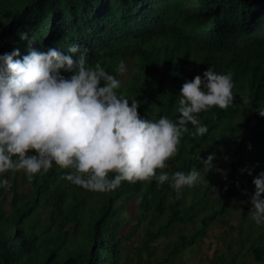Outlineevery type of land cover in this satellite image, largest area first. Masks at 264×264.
<instances>
[{
  "label": "trees",
  "instance_id": "1",
  "mask_svg": "<svg viewBox=\"0 0 264 264\" xmlns=\"http://www.w3.org/2000/svg\"><path fill=\"white\" fill-rule=\"evenodd\" d=\"M18 30L28 31L37 51L55 47L67 53L77 44L87 50L89 65L99 62L119 80V63L134 60L131 79L117 95L137 100L144 119H177L185 81L203 78L208 67L217 74L231 72L233 104L198 114L208 132L192 137L194 128L188 124L189 133L171 158L174 167L163 171H202V161L216 157L232 134L236 140L227 156L221 195H214L211 184L202 191L195 185L193 191L184 187L177 193L169 182L161 185L155 179L92 192L61 179L70 170L55 163L31 182L23 172L0 174V180H8L0 186V264H184L178 259L189 256L213 224L243 233L242 224L231 225L226 217L251 182L246 153L264 142V117L256 111L264 108V0H0V55L15 49L20 59L27 54L28 42ZM130 202L137 205L138 223L123 233L120 215ZM194 220L198 224L192 232H179L159 255L158 244L174 226ZM143 222L137 244L132 242V260L131 233ZM260 227L252 239L257 227L249 223L235 253L231 242L226 244L228 264L236 263L241 246L250 240L243 256L264 259V224ZM223 257L217 253L210 264H227Z\"/></svg>",
  "mask_w": 264,
  "mask_h": 264
},
{
  "label": "clouds",
  "instance_id": "2",
  "mask_svg": "<svg viewBox=\"0 0 264 264\" xmlns=\"http://www.w3.org/2000/svg\"><path fill=\"white\" fill-rule=\"evenodd\" d=\"M18 35L28 42L27 54L20 59L15 49L0 55V174L23 172L31 182L55 163L70 170L61 179L100 193L114 191L122 182L152 179L161 185L169 182L180 193L202 179L195 168L188 173L163 170L189 133L188 124L194 128L192 137L208 132L198 114L213 107L227 110L233 104L231 72L217 74L208 67L203 78L185 81L177 119H144L137 100L117 95L121 81L116 76L99 62L88 64L86 49L71 44L67 53L55 47L37 51L27 30H18ZM116 72L120 76L127 72L123 61ZM256 111L264 117V108ZM214 159L213 154L202 161L207 172L214 168ZM253 184L249 214L261 225L264 172ZM7 185V179L0 180V186Z\"/></svg>",
  "mask_w": 264,
  "mask_h": 264
},
{
  "label": "rangeland",
  "instance_id": "3",
  "mask_svg": "<svg viewBox=\"0 0 264 264\" xmlns=\"http://www.w3.org/2000/svg\"><path fill=\"white\" fill-rule=\"evenodd\" d=\"M126 67H127V72L123 75L120 76V81H121V87L120 89L125 88L126 86V81H129L131 79V70L135 69V62L134 60H127L124 61ZM169 119L173 120V116H171ZM236 140V135L232 134L230 136V139L227 142L222 143L223 149L219 150L218 149V154L215 157V159L212 161L214 168L207 172L205 169L202 171H198L201 174L202 179L196 183L197 187L200 189V191L204 190L209 184L212 185L214 195H221L222 188H223V181L226 180L227 178V156L229 153V150L231 149V146L234 145V141ZM217 145H221L220 141H217ZM246 159H247V170L248 173L251 172L250 175V185L249 188L243 189L239 195V197L235 200V203L233 204V208L230 210L229 215H227L226 219L229 220L231 225L239 226L242 224V234L238 233V230L235 231H230L228 228L229 226H222L220 222H217L210 226L209 230L207 231V235L202 237L198 243L194 246L193 251L189 253V256L186 255L183 258L181 257L178 259L180 262L183 261L184 264H210L212 258L217 254H224L225 262L230 261L231 255L228 251V248L226 244L228 242H231L232 249L234 253L238 250L240 247L239 244V238H244L245 236V231L247 226L249 225L250 222L253 220L250 217V210H251V204L250 200L251 197L255 193V186L253 184V179L256 178L261 172H264V142L258 145H255L252 149H250L246 153ZM261 157V158H260ZM167 167L173 168L174 167V162L170 159L167 161ZM249 176V175H248ZM212 180V181H211ZM194 190V187H191V191ZM191 197L192 194L190 193L187 197L188 202H191ZM214 198V197H213ZM220 198V197H218ZM264 199V197H262ZM6 209H9V204H6L5 206ZM246 208V209H245ZM246 210V213L244 214V211ZM137 205L128 204L127 208H125L121 215L123 221L121 220L120 217H118L121 220V232L127 233L129 231H132V227L136 226L138 223L137 220ZM198 224V220H194L191 223L188 224H176L174 228L170 231V235L167 236L165 239L161 240L160 243L158 244L159 247V255L163 256L165 250V243L168 241L170 242L173 240V238L178 237L179 232H185L186 234H190ZM146 225V222H143L137 229L132 232V238L131 241L129 242L130 247L129 254L132 257V260H135V252L131 248L132 242L136 243V240L140 235L142 234L143 227ZM255 226L257 227L254 230L252 239L256 238L259 236L260 233V226L255 223ZM224 229L227 230V232L224 233ZM229 231V232H228ZM224 236L226 238V241H221L220 236ZM220 237V241L218 242V238ZM251 241V240H250ZM250 241L241 246L242 251L240 254V258L236 260L235 264H240L241 260H244L245 264H264V259L261 261H258L257 258L253 253H250L248 256H243V253L247 248L249 247ZM264 242V240H263ZM135 244V245H136ZM147 257H145L146 259Z\"/></svg>",
  "mask_w": 264,
  "mask_h": 264
}]
</instances>
